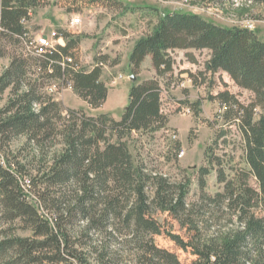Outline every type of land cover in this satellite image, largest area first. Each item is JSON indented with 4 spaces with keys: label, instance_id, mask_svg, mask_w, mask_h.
<instances>
[{
    "label": "trees",
    "instance_id": "obj_1",
    "mask_svg": "<svg viewBox=\"0 0 264 264\" xmlns=\"http://www.w3.org/2000/svg\"><path fill=\"white\" fill-rule=\"evenodd\" d=\"M41 1L0 0V60L10 58L0 76V98L10 93L0 110L5 160L0 162V221L9 225L0 239V264H182L155 244L154 237L163 234L154 217L159 212L190 234L188 241L168 234L180 249L191 251L196 259L190 264H264V38L197 14L159 16L129 56L134 73L150 57L157 78L130 88L120 121L106 113L89 117L83 110L65 113L42 91L40 80H57L91 109H101L109 95L101 80L107 57L97 58L91 71L78 70L80 40L67 41L71 36L64 31L58 33L66 45L44 56L8 52V45L31 42L25 22ZM247 1L264 7V0ZM174 50H208L206 71L227 73L253 95L247 105L228 91L217 95L221 117L235 123L242 136L247 168L229 177L216 158L223 192L207 194L203 177L213 168H202L201 196L192 204L187 202L190 182L147 172L134 163L125 142L167 127L160 78L173 73ZM37 74L38 80L30 78ZM190 79L195 83L193 75ZM21 137L24 144L12 151ZM29 191L40 210L25 197ZM17 221L32 237L12 234Z\"/></svg>",
    "mask_w": 264,
    "mask_h": 264
},
{
    "label": "rangeland",
    "instance_id": "obj_2",
    "mask_svg": "<svg viewBox=\"0 0 264 264\" xmlns=\"http://www.w3.org/2000/svg\"><path fill=\"white\" fill-rule=\"evenodd\" d=\"M174 12L197 14L227 28L254 26L255 30H248L264 38V7L247 0H219L216 3L201 0H42L36 9L31 10V19L25 22L30 36L45 38L54 31H64L71 36L67 41L79 39L76 55L80 71H91L97 65V58L107 57L101 80L109 89V95L104 106L94 110L73 89L57 80H40L44 84L42 91L58 101L65 113L83 110L89 117L106 113L120 121L130 88L157 78L152 66L146 62L134 73L129 56L135 44L153 30L159 16ZM75 19H80L81 24L73 26ZM27 43L17 47L8 45V52L27 54ZM170 54L175 61L174 71L160 78L161 109L168 117L167 127L134 134L125 142L134 163L144 166L147 172L162 174L177 183L190 182L187 202L192 204L201 196L202 168H213L203 177L207 194L215 196L223 192V185L217 179L216 158H220L229 177L233 176V170L247 168L242 136L235 123L221 117L224 110L217 95L228 91L245 105L250 103L253 95L239 88L227 73L207 72L205 64L211 54L208 50H174ZM9 64V57L0 60V76ZM190 75L194 76L195 83ZM30 78L38 80L39 76L30 75ZM9 96L8 91L0 98V110L7 104ZM24 142V137L19 138L11 150L18 151ZM0 162H5L1 154ZM251 184L255 186L253 182ZM25 197L40 210L33 193L29 191ZM154 217L163 228V234L154 237L155 244L175 253L182 264L195 260L190 250L183 251L168 236L171 233L188 241L190 234L187 230L167 213L159 212ZM12 227L15 236L32 237L30 231L22 229L19 221ZM8 228L9 225L0 221V239Z\"/></svg>",
    "mask_w": 264,
    "mask_h": 264
},
{
    "label": "built area",
    "instance_id": "obj_3",
    "mask_svg": "<svg viewBox=\"0 0 264 264\" xmlns=\"http://www.w3.org/2000/svg\"><path fill=\"white\" fill-rule=\"evenodd\" d=\"M81 24V20L80 19H75L72 21V25L73 26H77ZM241 28H245V29H254V26H241ZM65 44V39L59 35L58 32L54 31L52 32V34L49 37H45V38H37V37H33L31 42L28 43V53L33 55V56H44L46 54H48L50 51L55 50L57 47L61 46L64 47ZM67 61L69 63L72 62L71 59H67ZM120 79H122V77H120ZM116 82L114 81L113 84H115ZM52 92H54L53 89H50ZM184 156V153H181V157Z\"/></svg>",
    "mask_w": 264,
    "mask_h": 264
},
{
    "label": "crops",
    "instance_id": "obj_4",
    "mask_svg": "<svg viewBox=\"0 0 264 264\" xmlns=\"http://www.w3.org/2000/svg\"><path fill=\"white\" fill-rule=\"evenodd\" d=\"M145 62L146 63H149L152 66V61H151V58L150 57H147L146 60H145Z\"/></svg>",
    "mask_w": 264,
    "mask_h": 264
},
{
    "label": "water",
    "instance_id": "obj_5",
    "mask_svg": "<svg viewBox=\"0 0 264 264\" xmlns=\"http://www.w3.org/2000/svg\"><path fill=\"white\" fill-rule=\"evenodd\" d=\"M132 80H136V77L135 76H131L130 77Z\"/></svg>",
    "mask_w": 264,
    "mask_h": 264
}]
</instances>
